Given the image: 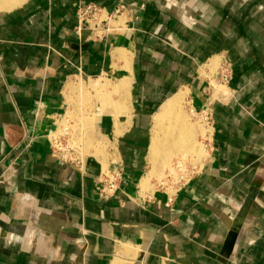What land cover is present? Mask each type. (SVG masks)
Segmentation results:
<instances>
[{
  "label": "crops",
  "instance_id": "crops-1",
  "mask_svg": "<svg viewBox=\"0 0 264 264\" xmlns=\"http://www.w3.org/2000/svg\"><path fill=\"white\" fill-rule=\"evenodd\" d=\"M0 1V264H264V0H127L126 26L101 35L78 6L111 15L117 0ZM122 53L127 114L97 103V156L60 163L49 134L81 83L123 78ZM217 64L230 82L207 94ZM183 91L207 113V157L182 184L145 192L154 116ZM118 166L105 200L101 176Z\"/></svg>",
  "mask_w": 264,
  "mask_h": 264
},
{
  "label": "rangeland",
  "instance_id": "rangeland-1",
  "mask_svg": "<svg viewBox=\"0 0 264 264\" xmlns=\"http://www.w3.org/2000/svg\"><path fill=\"white\" fill-rule=\"evenodd\" d=\"M119 17L122 18L119 19ZM124 17L125 16L122 15L118 16L116 19H109V17L104 13L100 18H102V20H106L110 26H114L119 29L126 26L124 24ZM94 23L95 22H91V26H93ZM98 25H100V21H98ZM106 28L109 29V26L107 25ZM98 32L101 35L103 34L104 30ZM125 55V53H122L121 57L123 58ZM121 67L122 66H120V69ZM222 72L223 69L219 64L211 67V70L209 71L208 75L206 74V72H203L204 76H207L208 81L205 87L207 94H212L213 92H220L218 93V95H221V91L223 89H226L224 83L222 82ZM116 78H118V75H115L113 77L103 76L102 78H100L101 85H103L100 89L94 88L93 83L89 85L81 83V85L84 86L82 87V89L86 90V92L80 91L78 94L79 97L71 98L69 100V105H67L69 109L67 110L66 115L62 116L58 121L57 126L60 128L61 126L65 127L68 124L66 122V118L76 121V128H83V132L81 130L83 134L80 141L84 146L85 157H87V155L96 154L93 151L95 149V140L93 137L96 130L95 127L99 121V115L96 113L93 114V112L97 108L96 104L101 103V107H103V109L112 107V114H114L115 117L127 114L128 112V110H126L127 112H124L125 110L122 109L121 111V109H117L114 106L116 104L120 105V103H124V99L118 98L117 95L114 96V94H112V88H115L119 81L118 79L116 82ZM104 82L107 83L105 84ZM186 92L187 91H183L181 92V94H184ZM115 108L117 111L115 110ZM160 111L161 110H159L155 114V116ZM177 111L179 112V119L182 121L184 126L181 127L180 120L177 124H173L172 122L168 123V121H166L167 124L162 128V131L160 130L161 134L170 136L169 134L172 133V136L171 138H167V147L165 146V149H162L161 153L156 157L155 160H153V162H151L152 160L149 156V168L145 170L147 175L145 176L142 182V188L145 192H152L157 189V187L161 184H163L164 187H169L170 183L172 185L173 179L169 178L168 175H172L169 171L171 170L172 165L173 163H175L174 161L176 159L178 160L182 158L187 160V168L191 171L193 166H197L198 163H202L204 161L203 159L207 157L208 150L210 149L208 148V145L210 143L208 140L209 138L207 139V135L209 136L210 133V129L207 124V113L205 112L206 114H201V112L199 111H194V106L190 105V100L186 98L181 103V106L178 108ZM62 120L64 121L61 123ZM154 120L152 127L153 129ZM76 128H74V130H76ZM161 134L160 137L161 140H163L164 136ZM96 147V151L100 149H105L104 151H102V153H105V151L107 150L106 146L103 144H96ZM191 159L195 160L196 162L190 161ZM110 169L114 168H105L104 172L107 173L110 171Z\"/></svg>",
  "mask_w": 264,
  "mask_h": 264
},
{
  "label": "built area",
  "instance_id": "built-area-1",
  "mask_svg": "<svg viewBox=\"0 0 264 264\" xmlns=\"http://www.w3.org/2000/svg\"><path fill=\"white\" fill-rule=\"evenodd\" d=\"M118 6L115 12L111 15H107L109 19H116L118 16H122L130 11L127 0H117ZM103 9L100 5L95 2L81 3L78 6L77 15L81 26L86 25L91 28V22H95L93 28L97 31L107 30L106 20H102ZM100 21V25H98ZM232 74L231 69L226 66L222 72V82L224 85H228L230 82V75ZM64 120L61 121V123ZM68 123L65 127L61 126L56 131L49 134V141L52 147V153L62 164H71L79 169H84L86 157L84 155V146L81 143L83 128H76V121L66 118ZM76 128V130H74ZM82 130V132H81ZM172 175H168L169 178L173 179L172 185L178 186L183 182L187 181L192 173L195 172L193 167L191 172L187 168L185 162L179 161L172 165L169 171ZM175 174L177 177H175ZM125 177V170L123 167L118 166L114 169H110L109 172H103L100 179V194L105 200L113 198L120 190ZM171 184V183H170Z\"/></svg>",
  "mask_w": 264,
  "mask_h": 264
},
{
  "label": "bare ground",
  "instance_id": "bare-ground-1",
  "mask_svg": "<svg viewBox=\"0 0 264 264\" xmlns=\"http://www.w3.org/2000/svg\"><path fill=\"white\" fill-rule=\"evenodd\" d=\"M25 1L26 0H20V1H18V4H22ZM0 3H1V1H0ZM18 4L16 2L15 5H18ZM0 5H2V3ZM11 7H13V6H11ZM1 8H2V6H1ZM121 61H122L121 71L123 72V76H122L123 78L119 81V83L117 84V86H115V88H112V87L111 88H112V94H114V96L117 95L118 98L124 99V103H120V105L116 104L114 106L117 109H121V111L123 109V110H125L124 112H127L126 110H128V109L126 108V105H125L126 102L125 101H126L128 95H130L129 91H130V88H131L130 87L131 86V79H130V77H131V59L126 54L123 58L121 57ZM92 82H91V84H92ZM93 86H94V88H99L100 89L103 85H101V81H97V82H93ZM187 94H188L187 92L184 93V94H179L176 98H174L169 103H167L164 106V108L155 116V120H154L155 127H154V136H153V149H152L153 158H156L159 155V151H162V149H165L164 147L168 143V139L167 138H171V136H172V133L169 134L170 136H166L165 134L164 135L161 134L162 128L167 124L166 121H168V123L172 122L173 124L179 123V120H180L179 119V112L177 110L181 106V103L184 101V99L187 97ZM105 101H108V100H105ZM116 108H115V110H116ZM180 123H181V127L184 126L181 120H180ZM180 129H183V128H180ZM160 134L164 136L163 140H161ZM175 176H176V174H175Z\"/></svg>",
  "mask_w": 264,
  "mask_h": 264
},
{
  "label": "water",
  "instance_id": "water-1",
  "mask_svg": "<svg viewBox=\"0 0 264 264\" xmlns=\"http://www.w3.org/2000/svg\"><path fill=\"white\" fill-rule=\"evenodd\" d=\"M237 231L234 230V232H232L227 240V247L230 249V250H233L234 246H235V241L237 239Z\"/></svg>",
  "mask_w": 264,
  "mask_h": 264
}]
</instances>
